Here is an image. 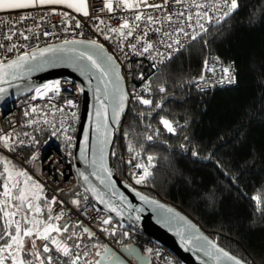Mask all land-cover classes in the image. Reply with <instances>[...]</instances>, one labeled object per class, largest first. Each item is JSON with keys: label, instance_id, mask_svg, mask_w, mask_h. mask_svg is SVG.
Returning <instances> with one entry per match:
<instances>
[{"label": "trees", "instance_id": "obj_1", "mask_svg": "<svg viewBox=\"0 0 264 264\" xmlns=\"http://www.w3.org/2000/svg\"><path fill=\"white\" fill-rule=\"evenodd\" d=\"M239 3L237 12L163 68L148 70L151 98L162 107L153 111L154 104L149 108L134 101L121 127L127 154L139 152L145 166L147 155L156 157V166L147 178L146 195L185 213L236 258L249 264H264V212L256 211L251 199L257 194L264 197V0ZM213 57L233 64L236 82L229 88L201 93L196 84L204 77L205 59ZM160 86L166 88V94L159 92ZM162 116L173 123L176 135L160 124ZM146 135H153V141L148 142ZM185 137L189 140L186 148L199 150L198 157L181 147ZM33 145L27 147L29 153L36 150ZM112 160L116 175L122 179L116 146ZM206 192L214 193L213 199H207ZM62 198L76 210L89 203L79 187L63 193ZM74 200L79 203L73 204ZM40 205L44 211L38 220L49 222V204L41 197ZM22 226L27 227L23 223ZM4 227L0 217V230ZM81 227H69L59 237L71 252H81L82 264H90L88 256L93 246H106L94 237L88 239ZM7 230L14 233L12 227ZM104 236L116 248L128 245L117 233L106 232ZM44 243L36 240V249H31V241L26 239L25 250H41L47 264L42 252ZM50 248L53 263L68 261V257L51 245Z\"/></svg>", "mask_w": 264, "mask_h": 264}, {"label": "built area", "instance_id": "obj_2", "mask_svg": "<svg viewBox=\"0 0 264 264\" xmlns=\"http://www.w3.org/2000/svg\"><path fill=\"white\" fill-rule=\"evenodd\" d=\"M113 2L115 3V0ZM149 2L160 3L161 0H149ZM94 7L96 9L102 7L101 0H89V16L87 17L62 6L0 12V44L6 46L5 48H0V61L7 62V60L15 59L18 55L25 52H36L46 46L63 43L64 40H85L88 42L95 40L105 52L113 57V60L119 66L127 92L129 107L132 102L137 101L135 99L137 95H144L145 98L152 97L153 90L146 75L148 70H160L178 53L200 39V37H197L196 40L191 39L197 32H201V29L196 25V18L194 17L192 21L185 22L192 25V27H185L187 35L172 33L171 40L167 37L162 38L155 32L156 28L170 31V26L166 22L152 25L149 34L151 36L150 42L153 43L154 48L150 53L138 55L129 51L126 40L123 41L124 52H121V37L118 34L108 32L107 29L118 28L124 19L133 21L137 13H141L145 17L151 15L163 19L168 14L167 9L155 10L142 6L140 9L129 10L116 7L113 12L108 13L107 11H94ZM171 9L173 13L186 10L188 13L196 11L189 8L187 3L172 4ZM21 17H28V19L23 20V23H16L15 27H12L11 22L20 21ZM96 17H99V19H96ZM176 19L177 17L173 16V20L175 21ZM100 20H103L104 23L100 24ZM77 22L81 25L79 28L75 27ZM201 23H204L205 28L209 31L223 22L221 24H216L215 22L209 24L201 21ZM37 24H39L38 27ZM97 25H99V28H97ZM141 27L146 31L148 30L143 24ZM28 29H31V31H28ZM12 31L16 33L24 32L25 35L29 36V39L23 40L19 35L13 36L12 40L6 39ZM45 32L50 33V35L45 36L43 34ZM207 32H202V37ZM105 35L111 38L105 39ZM176 39L180 40L184 45V47L179 48V51H173L167 47L168 43ZM132 42L135 43V40ZM13 43L17 44V48L12 52H8L7 47ZM173 47L177 48L179 45H173ZM169 56L171 57L170 59ZM219 61L220 63L217 64L216 57L209 60V66L215 67L216 72L210 73L204 70V79L196 84L197 91L201 93L212 92L235 85V83H220V77L223 75L220 69L233 64ZM153 64L156 65L155 68L152 67ZM234 75L236 76V71H234ZM141 76L145 79L142 80ZM56 81L61 82V93L59 96L49 93L48 96L51 99L45 97L44 99L37 98L33 100L34 90L30 95L19 99L13 105L0 106V136L7 135L12 138L9 141V147H4L3 143H0V217L4 220L3 210L11 211L6 206V198L3 196L4 180L2 169L3 163L8 162L12 169H19L20 172L26 173L38 183L41 197L51 206V216L53 218L57 215L61 216L59 221L53 219V224L57 226L63 224L68 228L81 225L88 228L92 233L91 236L96 241L104 244L105 248L117 249L104 236L106 232L112 233L115 231V234L120 235L122 241L127 242L128 245L136 246L145 256H148L150 264H184L160 243L129 229L123 223L101 212L94 205L87 203L80 210H76L62 198L63 193L79 187V179L72 163V154L80 121L81 91H67V89L72 88L80 89L70 79H58L46 83H54ZM69 81L72 83H67ZM149 86L151 87V92H144L143 89ZM69 97L73 99L76 106L71 109L65 108L63 113L57 111V108L64 107V101ZM33 106L38 109L35 113L31 111ZM8 108L10 110L5 114ZM72 112L76 114L75 117L70 115ZM25 113H29V115H25ZM30 121H34V123L30 124ZM58 129H68L66 135L72 139L70 141L66 140L65 133L58 131ZM54 132L56 133L55 135H53ZM13 140L15 143L12 142ZM20 141L24 143L21 144ZM33 143L36 150L29 153L27 147H30ZM114 146H116V152L121 163V180L125 184L131 185V188L144 193L147 190V179L142 184L135 183L136 175L142 174L143 169L136 168L134 165L142 162L136 154H127L121 124L116 130ZM33 156L36 159L33 160ZM134 156H136L135 159H133ZM51 161H55V163ZM53 198H55V203H52ZM20 218V216H17L14 219ZM104 219H110L111 223L108 225L103 224L102 221ZM14 227L13 225L12 228ZM63 233H52V235L59 237ZM37 241L43 242V240ZM105 248H101V250ZM72 253L79 254L81 257L80 251H72ZM45 255L49 256V253H45ZM64 264H70L69 257ZM78 264H82L81 259ZM128 264L135 263L128 262Z\"/></svg>", "mask_w": 264, "mask_h": 264}, {"label": "snow or ice", "instance_id": "obj_3", "mask_svg": "<svg viewBox=\"0 0 264 264\" xmlns=\"http://www.w3.org/2000/svg\"><path fill=\"white\" fill-rule=\"evenodd\" d=\"M187 3L188 7L191 9H195L196 11H193L191 13H188L187 10L183 12H177L173 13L171 9L172 4H184ZM50 4H62L65 7L69 9H73L77 13H81L84 16H89V0H0V11H6V10H17V9H28V8H35L38 6L43 5H50ZM102 7L99 9L93 8L94 11H100L104 12L107 11L108 13H111L114 11V8L121 7L124 9H140L142 6L144 8H150L155 10H164L167 9L168 14L161 19L157 16H144L141 13H137L134 17L133 21H129L128 19H124L123 23L119 25L118 28H109L107 29L110 33L118 34L121 37V47L120 51L124 52V46L123 41H127V48L131 52H135L138 55H143L144 53H150L151 50L154 48L153 43L150 42L151 36H150V30L152 28V25L154 24H163L167 23L170 26V31L168 30H162L161 28H156L155 32L159 34L162 38L167 37L169 40L172 39V33H183L187 35L185 32V27H192L191 24H186V21H192L193 18H196V25L201 29V32H197L196 35L192 36V40H196L197 37L202 38V32H207L208 29L205 28V24L201 23V21H204L206 23H213L221 24L222 22H225L229 17H231L235 12L238 11L240 8L239 0H161L160 3H150L149 0H115V3L113 0H101ZM211 13V15H210ZM173 16H176L177 19L174 21ZM28 19V17H21L20 21H12V27H15L16 23H23V20ZM96 19H99V17H96ZM104 21L100 20V24H103ZM145 25L147 27V31L144 30V28L141 27V25ZM183 25V26H181ZM39 24H37V27ZM81 25L79 22L75 24L76 28H79ZM97 28H99V25H97ZM67 30V29H65ZM126 30V31H125ZM28 31H31V29H28ZM45 36L50 35V33L45 32L43 33ZM19 35L23 40H28L29 36L25 35L24 32L16 33L14 31L10 32V34L6 37L8 40H12L13 36ZM111 37L108 35H105V39H110ZM147 38V39H145ZM135 40V43L132 41ZM85 42L82 40H64L63 45H77V44H84ZM208 41H205V44H207ZM173 45H179V47L174 48ZM64 46L61 47H53L48 46L46 48L38 49L39 56L43 57L47 53H55V52H70L75 54L77 60H79L81 63L78 65L79 70L81 72H88L89 69L95 70L96 73H99V81L100 84L104 85V91L103 95H97L95 97L97 101L98 107H96L94 117L99 118L101 115H104L105 120H107V105L106 101L110 98V77H115V83H116V91L120 92L119 95V103L118 107L114 108L113 111L115 115L118 117L120 112L124 108V102L127 99V96L119 89L118 82L121 79L118 73V70L115 66V62L113 60L112 56H107L105 59H98L96 55L89 54L87 50L84 51H77L74 48H65ZM6 46L4 44H0V48H5ZM86 47L90 48H102L101 45H98L95 40L89 41L88 45ZM167 47L172 49L173 51H179V48L184 47V45L181 43L180 40H172L171 43L167 44ZM17 48V44L13 43L11 46L7 47L8 52H12L14 49ZM37 55L36 52L28 53L25 52L21 55H18L16 59H9L7 62L0 61V81L4 80V77L9 75V70L11 69H18L23 66L24 63H26L29 59L36 60ZM171 57L169 56V59ZM87 63H83V62ZM216 63L219 64V58H216ZM152 67H156L155 64L152 65ZM204 70L210 73H215L216 68L209 66L208 59H205L204 61ZM222 72V76L220 77V83H228L232 84L236 82V76L234 75V66L229 65L222 67L220 69ZM141 79H145L143 76H141ZM200 80H203V75L199 78ZM6 82V81H5ZM72 83V82H67ZM5 90L0 89V93H3ZM67 91L75 92V91H83L82 88L76 89H67ZM97 93H100V88L97 87L95 90ZM144 92H151V87H147L143 89ZM160 93L166 94V88L164 86L159 87ZM49 93H53L56 96H59L61 93V82L56 81L54 83H46L43 85V87H36L35 88V95L32 97L33 100L40 98L44 99L45 97H48L51 99V97L48 96ZM3 97H0L2 99ZM135 99L143 106L151 108L154 104V100L149 96L148 98H145L144 95H137L135 96ZM76 105L70 97L64 101V107L57 108L56 110L63 113L65 108H74ZM162 107L161 103L156 102L154 104L153 111L155 109H160ZM31 111L33 113L37 112L38 109L33 106ZM25 115H29V113H25ZM72 117H75V113H70ZM141 115L143 116L144 113L141 112ZM47 122V121H45ZM34 123V121H30V124ZM160 124L163 126V128L173 135L177 134V129L173 126V123L165 118H160ZM149 128H151V125H148ZM58 131H63L65 133V139L70 141L72 138L67 136L66 133L68 129H58ZM56 133L54 132L53 135ZM12 138L7 135L0 136V143H3L4 147H9V141ZM145 139L148 142H152L154 139L153 135H146ZM185 144H182L181 147L185 148L186 151L191 152V155L193 157L199 156V150H193L191 148H186V144L189 143L188 137H185ZM15 143V141H12ZM21 144H23V141H20ZM84 144L85 149H87L88 145V134H84ZM130 150H132V145H129ZM141 148H143V145H141ZM139 152L136 153V156H139ZM136 156L133 157V159L136 158ZM32 159H36L35 156L32 157ZM148 164L145 166L142 163L135 164L134 166L136 168H142L143 172L142 174L136 175L135 183L136 184H142L146 181V179L151 175L150 169L154 168L156 164L154 161L156 160V157L149 154L146 157ZM52 163H55V161H51ZM105 172H108L107 168H104ZM4 172L7 173V182L3 185V196L8 201H17L18 203L12 204L11 207L15 208V211H9V210H3V217H4V225L5 227L3 230H0V264H36L38 261L39 264H45V259L41 257V250H25V243L26 239L31 241V249H36V240H43L45 243L42 247L43 253H49L51 251L50 245L55 246V249L57 252L61 253L65 257L70 258V264H78L81 257L79 254H74L70 251L69 247L66 243L61 242L58 240L55 236L52 235V233H61V232H68L69 228L66 225H60L57 226L50 221L53 219L59 221L61 219L60 215L55 216L54 218L49 215L47 217V221L45 222L42 220L30 218L38 216L41 213V208L39 205H36L33 203L35 199H39V196H32L30 197L27 194V191L25 188L18 187V184L16 182H13V175L11 171L9 170L7 162H5L4 166ZM16 175L18 176H25L26 173L24 172H17ZM109 177L111 176V173L108 172ZM30 180L31 177H28ZM87 179V177H85ZM11 183L13 188H17L18 195H14L12 192V189L9 187V184ZM34 187L39 188L38 185H34ZM133 192H135L134 188H131V185H127ZM139 196V193H135ZM205 197L209 200L213 199L214 193L212 192H206ZM123 199V197H121ZM141 200H145L146 202H149L146 200L145 197L141 196ZM255 202V210L258 212H264V197H262L261 194L253 195L251 198ZM55 198H53L52 203H55ZM79 201L74 200L73 204H78ZM150 203L155 204V201H150ZM51 206L49 205L48 211L51 212ZM111 211H117L115 208H112ZM169 212L172 211V209H168ZM119 214V213H118ZM20 216V219H14L15 217ZM182 219V218H181ZM27 225V227L22 226ZM103 224L108 225L111 223L110 219H104L102 221ZM14 227V233L8 232V228ZM107 230V229H105ZM84 232L88 233L89 236L92 235L91 232L87 228L84 229ZM112 235H115V231L111 233ZM75 235V233H73ZM127 235V233H125ZM71 238V237H70ZM200 239H203V237H198ZM209 245H211L212 248H214L217 252L221 253L223 258H226L228 261H231L232 264H243V261L239 258H236L232 255H230L227 251H224L220 249L214 242L211 240L207 241ZM76 247H79V244L76 245ZM26 256H32L33 260H27L25 259ZM47 264H53V257L47 256L46 257ZM99 264V262H97Z\"/></svg>", "mask_w": 264, "mask_h": 264}, {"label": "water", "instance_id": "obj_4", "mask_svg": "<svg viewBox=\"0 0 264 264\" xmlns=\"http://www.w3.org/2000/svg\"><path fill=\"white\" fill-rule=\"evenodd\" d=\"M82 41L85 43L67 46L59 43L50 46H64L65 48H74L77 51L87 50L89 54L96 55L98 59H105L110 56L103 48L86 47L88 41ZM36 55V60L29 59L21 68L9 70V75L0 81V89L5 90L0 93V97H3L0 99V106L13 105L19 99L30 95L36 87H41L46 82L58 79H70L83 89L81 91L80 121L72 154V163L79 179V188L89 203L123 223L129 229L160 243L184 264H232L208 244V240L214 243L215 241L189 216L164 201L137 190L133 192L116 175L112 153L116 130L128 111V99L125 100L124 108L117 117L113 109L118 107L120 92L116 91L115 77H110V98L106 101L107 120H105L104 115L95 118L94 113L98 107L95 97L97 95L102 96L104 91V85L100 84L99 81V73L92 69H89L88 72H81L78 67L81 62L77 60L75 54L67 51L47 53L43 57L39 56L38 51H36ZM115 66L121 78L118 82L119 89L127 96L120 68L116 62ZM97 87L100 88V93L95 91ZM9 110L10 108L6 110L5 114ZM85 133L88 134L87 149H85L84 144ZM7 164L13 175V182H16L19 177L16 173L20 170L12 169L8 162ZM4 166L5 162L3 163L2 175L4 183H6L8 174L4 172ZM104 168H107L108 172L111 173L110 177ZM9 187H12L11 183ZM137 192L139 196L135 194ZM141 196L149 202L141 200ZM150 201L156 203L153 204ZM112 208L117 211H111ZM168 209H172V211L169 212ZM85 228L81 227L82 234L91 239L92 236L84 232ZM198 237H203V239ZM56 238L63 242L60 237ZM52 247L55 249V246ZM218 247L224 250L220 246ZM104 250V252L99 251L97 253V260L94 264L97 262L99 264H128V262L150 264V258L134 245H126L117 249L107 247ZM243 264L249 263L243 261Z\"/></svg>", "mask_w": 264, "mask_h": 264}, {"label": "rangeland", "instance_id": "obj_5", "mask_svg": "<svg viewBox=\"0 0 264 264\" xmlns=\"http://www.w3.org/2000/svg\"><path fill=\"white\" fill-rule=\"evenodd\" d=\"M13 11H16V10H13ZM13 11H8V12H13ZM28 177H29L28 175L19 176L18 179H17V181H18V183H19V185H20L21 188H25V190L27 191V194L30 197H32V196H39V199H35L33 201V203L40 206L41 213L38 216L30 217V218H34V219H39V216L44 211L43 207L40 205L41 190L39 188L34 187V185H38V183L35 180H33L32 178L29 180ZM10 188L12 189L13 194H15V189L13 187H10ZM17 194H19V193L17 192ZM16 203H18V202H16ZM12 204H15V203H13L12 201H8L6 199V206L11 211H14L15 208L11 207ZM101 248L102 247L100 245H98V244H95L93 246V250H91V252L89 253V256H88V259L90 260V264H94V262L97 260V253L99 251L100 252H104L105 251V250H99Z\"/></svg>", "mask_w": 264, "mask_h": 264}, {"label": "crops", "instance_id": "obj_6", "mask_svg": "<svg viewBox=\"0 0 264 264\" xmlns=\"http://www.w3.org/2000/svg\"><path fill=\"white\" fill-rule=\"evenodd\" d=\"M49 6H62L65 7L62 4H50V5H43V6H38V7H49ZM36 8V7H35ZM67 8V7H66ZM28 9H32V8H28ZM20 10H27V9H17L16 11H20ZM73 10V9H71ZM8 11H13V10H6V11H0V12H8ZM74 11V10H73ZM101 250V249H100Z\"/></svg>", "mask_w": 264, "mask_h": 264}, {"label": "flooded vegetation", "instance_id": "obj_7", "mask_svg": "<svg viewBox=\"0 0 264 264\" xmlns=\"http://www.w3.org/2000/svg\"><path fill=\"white\" fill-rule=\"evenodd\" d=\"M16 183L18 184V187H20V185H19V183H18L17 180H16ZM14 189H15V194H14V195H18V194H17V192H18V191H17V188H14ZM12 202H13V203H16L17 201H12Z\"/></svg>", "mask_w": 264, "mask_h": 264}]
</instances>
